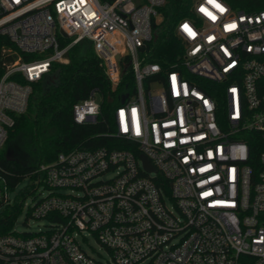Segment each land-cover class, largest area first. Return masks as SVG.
Masks as SVG:
<instances>
[{"label":"built area","instance_id":"obj_1","mask_svg":"<svg viewBox=\"0 0 264 264\" xmlns=\"http://www.w3.org/2000/svg\"><path fill=\"white\" fill-rule=\"evenodd\" d=\"M165 2L0 0V35L12 44L2 52L16 54L0 75V150L32 84L79 41L111 87L128 72L134 83L112 112L110 146L59 152L32 171L48 192L28 217L47 222L10 225L0 264H264V7L194 0L173 28L182 54L164 70L148 45ZM97 95L73 105L75 122L97 120ZM2 173L0 164V208ZM78 232L105 253L87 252Z\"/></svg>","mask_w":264,"mask_h":264},{"label":"trees","instance_id":"obj_2","mask_svg":"<svg viewBox=\"0 0 264 264\" xmlns=\"http://www.w3.org/2000/svg\"><path fill=\"white\" fill-rule=\"evenodd\" d=\"M243 8L264 7V0H231ZM194 0H166L161 9L162 20L155 26L156 39L148 47V59L167 69L182 54L183 44L177 39L174 26L178 19L188 16ZM60 44L69 40L59 37ZM2 47L12 48L5 36L0 35V75L4 63H10L16 54L2 52ZM28 55H22L27 59ZM66 62H53L48 76L32 84V94L25 113L16 116L14 126L9 130L5 144H15L25 157L16 164L1 156L3 177L9 188H13L40 164L52 161L59 152L75 148L110 146L113 138L111 117L120 101V92L132 91L133 78L128 72L115 87L111 84L88 40L72 45L65 55ZM94 91L100 97V113L93 123H77L72 118V107ZM121 146V145H119ZM33 177V176H32ZM8 209L0 218V234L7 232L11 225L12 213Z\"/></svg>","mask_w":264,"mask_h":264},{"label":"rangeland","instance_id":"obj_3","mask_svg":"<svg viewBox=\"0 0 264 264\" xmlns=\"http://www.w3.org/2000/svg\"><path fill=\"white\" fill-rule=\"evenodd\" d=\"M7 49L8 47H2ZM2 50V49H1ZM44 55H33L32 59L42 58ZM98 98V95L96 96ZM6 147L4 146L0 153L3 155ZM48 191L42 184H37L35 179L31 176H25L22 178L15 187L10 188L8 192V205H4L0 208V218L4 216L8 209H15V216L11 220V228H15L18 231L22 230H37L39 227L44 226L47 222L46 219L35 220L28 217V207L36 201L46 195ZM82 247L89 253H95L96 251L104 254V249L100 246L95 238L85 232L86 241L81 238V234L78 232L76 235ZM144 264V263H142Z\"/></svg>","mask_w":264,"mask_h":264},{"label":"water","instance_id":"obj_4","mask_svg":"<svg viewBox=\"0 0 264 264\" xmlns=\"http://www.w3.org/2000/svg\"><path fill=\"white\" fill-rule=\"evenodd\" d=\"M62 35L66 36L64 33H62ZM122 100H124V98H122ZM23 156H24L23 152L15 144L7 145L3 154L5 160L14 162L16 164L22 163L20 158H22ZM141 158L143 159L146 168L151 169V166L149 165L146 157L144 155H141Z\"/></svg>","mask_w":264,"mask_h":264},{"label":"flooded vegetation","instance_id":"obj_5","mask_svg":"<svg viewBox=\"0 0 264 264\" xmlns=\"http://www.w3.org/2000/svg\"><path fill=\"white\" fill-rule=\"evenodd\" d=\"M20 149V148H19ZM21 150V149H20ZM22 151V150H21ZM24 154V153H23ZM24 157H25V155L22 157V158H20V160L21 161H23L24 160Z\"/></svg>","mask_w":264,"mask_h":264}]
</instances>
